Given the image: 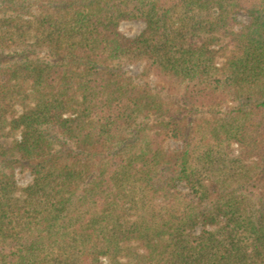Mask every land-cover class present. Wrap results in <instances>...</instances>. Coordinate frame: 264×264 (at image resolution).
<instances>
[{
	"label": "trees",
	"instance_id": "16d2710c",
	"mask_svg": "<svg viewBox=\"0 0 264 264\" xmlns=\"http://www.w3.org/2000/svg\"><path fill=\"white\" fill-rule=\"evenodd\" d=\"M0 2V264H264V0Z\"/></svg>",
	"mask_w": 264,
	"mask_h": 264
},
{
	"label": "rangeland",
	"instance_id": "374dc122",
	"mask_svg": "<svg viewBox=\"0 0 264 264\" xmlns=\"http://www.w3.org/2000/svg\"><path fill=\"white\" fill-rule=\"evenodd\" d=\"M30 13L32 15H35L34 8L30 9ZM11 14L12 12H9V11L6 12L5 15H2V13L0 12V19L1 18L4 19V17H10ZM235 18L237 22L241 25H244L247 22V18L241 13L237 14ZM23 20L27 21V20H30V18H28L27 16H24ZM143 29H144V24L139 21L122 22L119 25L120 33L128 38L137 37L138 35L141 34ZM225 42L226 41L223 40L220 45L221 46L225 45ZM17 48L19 49L18 46H13L11 49L15 50ZM35 57L44 58V53H38V55H35L33 59H35ZM143 68H144V64L142 62H135V63H130V64H124L122 67V70L124 73L130 76L137 85L141 86L147 83L151 89H154L156 86V81L152 77H146L145 75H143ZM14 137L17 138V136H14ZM179 147H180L179 143L173 140H167L164 143V149L168 151H176L179 149ZM231 152H232V156L238 155L237 147L235 145L231 147ZM15 180H16L17 187L19 189H22V188H25L31 182V177L26 172H20L17 170L15 172ZM199 231L200 229H197L195 233L197 234L199 233ZM103 263L105 264L104 260H103Z\"/></svg>",
	"mask_w": 264,
	"mask_h": 264
}]
</instances>
